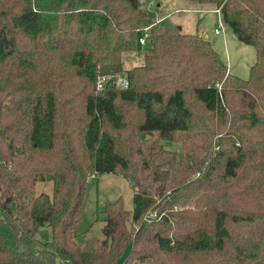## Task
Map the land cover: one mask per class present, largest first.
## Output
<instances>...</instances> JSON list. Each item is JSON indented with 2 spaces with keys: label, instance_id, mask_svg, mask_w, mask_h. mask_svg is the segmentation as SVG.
Returning <instances> with one entry per match:
<instances>
[{
  "label": "trees",
  "instance_id": "trees-1",
  "mask_svg": "<svg viewBox=\"0 0 264 264\" xmlns=\"http://www.w3.org/2000/svg\"><path fill=\"white\" fill-rule=\"evenodd\" d=\"M188 1L255 48L246 78L158 24L124 68L156 21L140 0H0V264H264V0ZM101 173L127 179L132 211L107 201L104 238L79 243Z\"/></svg>",
  "mask_w": 264,
  "mask_h": 264
},
{
  "label": "rangeland",
  "instance_id": "rangeland-1",
  "mask_svg": "<svg viewBox=\"0 0 264 264\" xmlns=\"http://www.w3.org/2000/svg\"><path fill=\"white\" fill-rule=\"evenodd\" d=\"M144 6L152 7L156 12V21L160 17L158 25L166 27L185 26L186 29L181 32H190L194 30L198 15L188 13L179 8V1L192 2L188 0H140ZM160 4V6L158 5ZM185 31V32H184ZM148 45H139L136 51L124 53V68H131L140 65L143 62V48ZM244 45V44H242ZM233 69V66L231 67ZM167 149L174 150L179 156L181 153L180 144L172 141L162 142ZM37 193L51 192V182L38 181L35 185ZM120 197L124 208L132 211L133 190L127 179L117 173H101L98 175L89 174L88 184L85 190L82 202V220L78 228L75 230V238L79 243H84L88 238L96 237L104 238L102 227L104 225L105 215L102 211L107 201L115 200ZM153 213V212H152ZM151 213V214H152ZM35 237L41 241H49L51 239V230L47 224L39 227ZM119 264H121L119 262Z\"/></svg>",
  "mask_w": 264,
  "mask_h": 264
},
{
  "label": "crops",
  "instance_id": "crops-1",
  "mask_svg": "<svg viewBox=\"0 0 264 264\" xmlns=\"http://www.w3.org/2000/svg\"><path fill=\"white\" fill-rule=\"evenodd\" d=\"M160 6V4H158ZM179 8L188 13L192 12L198 15L194 30L185 33H199L202 37L209 40L221 59L228 66L229 72L246 78L249 75L250 67L256 59L255 48L251 45H242L233 35L230 28L223 26L222 32L216 36L214 29L221 17L215 9L200 5L195 2L179 1ZM158 22L161 20L159 17ZM185 26L179 25V29L184 30ZM233 66V69L231 68Z\"/></svg>",
  "mask_w": 264,
  "mask_h": 264
},
{
  "label": "built area",
  "instance_id": "built-area-1",
  "mask_svg": "<svg viewBox=\"0 0 264 264\" xmlns=\"http://www.w3.org/2000/svg\"><path fill=\"white\" fill-rule=\"evenodd\" d=\"M216 11L220 15L219 10H216ZM157 23H158V21H155L153 24H151V25H149L147 27H144L141 30V34L138 37V44L139 45H145L146 44V42H147V40H148V38L150 37V34H151L150 33L151 28L155 27L157 25ZM223 26H224V23H223V21H222V19L220 17L219 20H218V23L216 24V28L214 29V35L218 36L222 32ZM104 81H105L104 77H99L97 79V82H96L97 89H101L102 88ZM116 85L118 87H125L127 85V79H126L125 74L118 77ZM154 215H155L154 213L151 214V216H154Z\"/></svg>",
  "mask_w": 264,
  "mask_h": 264
}]
</instances>
